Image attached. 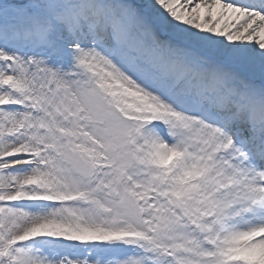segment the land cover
Listing matches in <instances>:
<instances>
[{"label":"snow or ice","instance_id":"6c2138e0","mask_svg":"<svg viewBox=\"0 0 264 264\" xmlns=\"http://www.w3.org/2000/svg\"><path fill=\"white\" fill-rule=\"evenodd\" d=\"M0 264H264V0H0Z\"/></svg>","mask_w":264,"mask_h":264}]
</instances>
